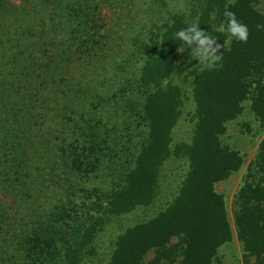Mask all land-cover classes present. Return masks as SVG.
<instances>
[{"label":"trees","instance_id":"16d2710c","mask_svg":"<svg viewBox=\"0 0 264 264\" xmlns=\"http://www.w3.org/2000/svg\"><path fill=\"white\" fill-rule=\"evenodd\" d=\"M88 1L68 0L58 13L60 23L45 33L40 47L24 45L30 57L39 60L36 65L20 63L15 56L10 64L7 55L17 54L20 41L15 49L1 51L0 192L25 202L36 194L37 184L44 183L43 177L53 184L50 190L58 189L56 195L48 192L53 204L46 201L36 219L20 224L0 202V264H79L80 249L90 243L97 223H71L68 205L78 200L80 184L112 154L113 134L126 144L134 138L131 123L113 120L111 109L138 89H142L140 109L147 132L134 145V164L124 174L122 188L107 195L106 202L110 214L149 202L159 170L171 156V131L180 114L181 92L168 82L176 52L178 48L192 52L175 33L192 23L208 33L213 6L224 5L222 0H205V8L191 11L189 17L179 13L161 26H140L125 45L126 54L113 64L105 56L104 31L94 15L100 3L91 11ZM256 2L228 4V10L247 26L248 41L238 43L216 31L222 61L212 70L203 68L192 80L195 123L185 147L189 170L176 197L148 222L125 230L108 264H141L149 251L153 258L147 264H211L217 248L231 240L223 200L214 185L238 170L241 158L222 147L219 136L249 96L250 110L264 126V15L254 9ZM224 9L220 23H226ZM22 16L16 14L15 22L29 28ZM12 28L10 23L3 34L8 36ZM18 28L13 32L22 36L25 29ZM59 36L62 41H51ZM48 44L45 63L42 47ZM131 64H138V76L132 75V83L119 77L113 93V66L118 73ZM165 80L168 84L162 87ZM94 198L103 200L98 194ZM98 205L92 201L90 206ZM233 223L244 257L264 264V137L236 194ZM172 238L179 242L171 243Z\"/></svg>","mask_w":264,"mask_h":264},{"label":"rangeland","instance_id":"374dc122","mask_svg":"<svg viewBox=\"0 0 264 264\" xmlns=\"http://www.w3.org/2000/svg\"><path fill=\"white\" fill-rule=\"evenodd\" d=\"M0 0V55L7 48H16V42L22 44L20 50H14L16 55L8 53L7 59L12 62L14 56L18 62H26L28 65H36L30 57L29 50L24 48L27 43H35L40 47L44 41L45 33L57 23H60L59 12L68 0ZM223 7L213 6L208 19V33L214 36L220 24L221 12L226 5L233 0H222ZM100 3V6H97ZM87 5L97 6L94 12L100 18V24L104 31L108 51L105 56L113 60V64L121 60L126 54L125 45L133 40L138 28L142 25L155 27L161 26L164 21H169L171 15L183 14L189 17L190 12H199L205 8V0H89ZM12 7L14 11L10 9ZM8 8L10 11H8ZM18 8L17 11H15ZM254 9L264 15V0H257ZM23 13L28 20L29 28L15 22V15ZM35 15H42L36 19ZM39 22H43L40 27ZM14 24L8 36L3 34V29ZM25 29L22 36L14 34V29ZM30 33V35L28 34ZM65 34V32H64ZM59 36L51 39L52 42L62 41ZM50 42V40H49ZM44 50L43 60L48 62L46 51L49 52V44L42 47ZM38 51V50H36ZM39 57V53L35 58ZM134 61V60H133ZM11 65L13 64L10 63ZM203 65L192 52L186 53L184 48H178L169 83L179 88L181 92V104L179 106V118L171 131V156L161 166L156 180L153 196L147 204L135 205L132 209L120 213H108L107 195H113L122 188L124 174L133 167L134 158L137 153L135 144L138 143L147 132L146 122L142 116L140 104L142 102V89H138L133 95H126L127 100L121 104L113 103L111 113L115 121H129L134 129L133 139L125 142L120 140L117 134H113V149L111 155L103 161L101 168H97L88 176L86 181L78 187V200L68 205L71 223L79 224L97 223L96 232L93 234L88 245L80 249L78 256L79 264H108L110 256L115 247L118 237L127 229L143 224L154 218L158 213L165 210L176 197L181 183L189 170V161L185 154V147L191 141L194 128V104L191 96L192 80L194 76L203 69ZM31 70H35L31 66ZM184 73V74H183ZM133 74L138 76V64L123 65L117 73L113 66V93L117 80L132 83ZM112 75V74H111ZM177 75V76H176ZM183 75L181 78H179ZM120 77V78H119ZM178 77V78H177ZM136 78V77H135ZM23 81V80H22ZM167 82V84H168ZM165 84L163 83L162 87ZM25 86L22 87L24 89ZM250 96L243 101L241 112L231 121L225 124V131L219 136L222 147L235 151L241 158V165L226 179L214 185V191L222 197L225 207L227 221L231 230V240L217 248L211 264H254L253 258H245L240 242L236 238L233 216L235 211L236 194L243 184L247 171L252 168L257 147L264 137V126L260 125L250 110ZM123 144H122V143ZM121 147V148H120ZM51 179V177H49ZM44 183L37 184V192L29 200H14L7 192H0V202L8 210L10 216L17 218L20 223L30 219H36L39 211L43 210V204L50 195H56L57 189L50 190L47 177H43ZM5 188V187H4ZM50 190V195L48 194ZM98 194L101 201H95L94 196ZM93 196V197H91ZM90 199H89V198ZM85 202L82 204L79 200ZM96 202L98 206H90ZM91 202V203H89ZM52 203V202H51ZM50 203V204H51ZM53 204V203H52ZM26 211L33 212L27 214ZM101 220V222H99ZM171 243H178V238H172ZM153 258V252L149 251L142 258L141 264H147Z\"/></svg>","mask_w":264,"mask_h":264},{"label":"clouds","instance_id":"9594fccd","mask_svg":"<svg viewBox=\"0 0 264 264\" xmlns=\"http://www.w3.org/2000/svg\"><path fill=\"white\" fill-rule=\"evenodd\" d=\"M229 5L225 6L223 17L225 22H221L217 31L225 34L229 40L234 39L238 43L248 41V28L245 24L239 22L234 12L228 10ZM175 38L182 43L184 47L190 48L193 55L198 59L204 68L212 70L222 61L223 54L217 55L222 45L217 44L212 34H207L201 30L196 23L189 24L187 27L177 31ZM216 44V47L213 45ZM184 74V73H183ZM177 76V75H176ZM181 75L179 78H181ZM178 78V77H177ZM167 84V80L163 82Z\"/></svg>","mask_w":264,"mask_h":264}]
</instances>
